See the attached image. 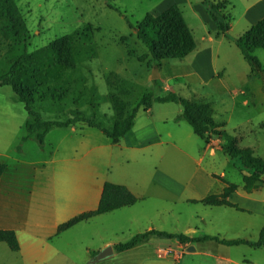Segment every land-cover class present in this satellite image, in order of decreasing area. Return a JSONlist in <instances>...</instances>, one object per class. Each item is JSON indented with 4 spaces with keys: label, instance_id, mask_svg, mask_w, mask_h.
Returning <instances> with one entry per match:
<instances>
[{
    "label": "crops",
    "instance_id": "1",
    "mask_svg": "<svg viewBox=\"0 0 264 264\" xmlns=\"http://www.w3.org/2000/svg\"><path fill=\"white\" fill-rule=\"evenodd\" d=\"M179 1L158 0L156 14L173 3L181 8ZM186 2L187 10L181 11L198 48L183 57L188 65L185 74L192 75L197 97L214 113L213 101L224 85L216 81L223 68L217 66L214 42L224 34H217L202 0ZM262 17L264 0H251L229 30L240 22L247 30ZM193 23L206 42L198 43ZM163 91L173 90L165 84ZM154 103L141 106L131 129L117 140L82 122L51 128L42 147L25 129L28 113L27 118L13 117L9 123L5 122L9 115L0 114V163L5 165L0 175V229L13 230L19 242L14 251L0 241V264H88L108 246L112 252L92 264H264V246L230 245L214 238L183 244L175 237L153 236L124 250L114 248L149 229L256 240L264 226V184L247 191L241 163L225 153L220 138L205 143L179 118V104ZM213 118L226 126L224 119ZM252 148L264 152L263 146ZM106 182L126 186L137 201L59 232L62 223L97 210ZM230 184L236 187L227 201L235 206L199 201L222 194ZM169 246L180 254H158Z\"/></svg>",
    "mask_w": 264,
    "mask_h": 264
},
{
    "label": "rangeland",
    "instance_id": "2",
    "mask_svg": "<svg viewBox=\"0 0 264 264\" xmlns=\"http://www.w3.org/2000/svg\"><path fill=\"white\" fill-rule=\"evenodd\" d=\"M157 1L14 0L27 33L24 34L20 28V33L15 34L9 20L0 13V74L7 71L13 59L24 50L25 38L28 37L29 41L28 52L48 51L46 46L50 42L70 34L74 66H56L53 63L51 68L44 69L48 71V79H56L59 87L54 89V93L47 92L46 98H40L34 104L43 118L64 120L72 110L78 109L94 116L103 126H110L115 118L113 96L130 110L145 92L155 95L165 93V84L186 98L203 101L195 93L197 85L192 75L185 74L188 70L186 58L164 59L159 67H155L146 46L136 37L135 29L128 25L124 17L126 15L134 24L146 12L155 15L160 10L159 6L154 7ZM226 1L225 12L229 13L231 22L238 18L251 0ZM179 3L186 11V0ZM87 23L93 26L90 28ZM197 26L193 23V33L201 44L206 41H201L202 30ZM243 30L242 22L236 23L227 35L221 37L222 40L214 42V49L219 53L217 66L223 68L221 80L216 81H222L224 85H221V91L213 101V116L226 121L225 128L237 137L239 145L263 146L264 149V79L259 75H249V64L233 42V38L242 34ZM253 54L264 67V49L256 48ZM140 56L143 59L139 60ZM39 59L45 65L52 62L45 57ZM154 68H157L158 74L155 77ZM154 105L161 104L156 102ZM2 113L9 115L6 123L13 117L27 118L23 102L17 100L9 85L0 86ZM1 130L8 131L9 127ZM254 154L264 157V152L258 149ZM263 184L262 176L260 186Z\"/></svg>",
    "mask_w": 264,
    "mask_h": 264
},
{
    "label": "trees",
    "instance_id": "3",
    "mask_svg": "<svg viewBox=\"0 0 264 264\" xmlns=\"http://www.w3.org/2000/svg\"><path fill=\"white\" fill-rule=\"evenodd\" d=\"M202 4L210 18L216 23L217 34L227 35L231 20L229 13L225 12L227 1L202 0ZM0 13L9 20L15 34L20 33V28H22L24 34L27 33L14 0H0ZM124 17L128 25L135 29L136 37L146 46L147 52L154 62L155 67H159L164 59L183 58L196 48V41L192 31L187 26L181 8L176 3L171 4L155 15L146 12L142 19L134 24L129 21L126 15ZM87 24L90 28L93 26L91 23ZM27 38L24 39V50L13 59L8 70L0 74V86H11L18 99L24 103V107L29 114V118L25 121V129L28 134H33V138L40 147L44 145L45 135L51 128L70 126L76 124V122H83L89 126L98 127L107 136L117 140L131 129L134 116L141 106H148L153 101L176 102L181 106L179 118L185 119L205 143L212 137L220 138L225 153L231 159L241 163L243 167L242 178L244 188L247 191L257 188L262 182L264 158L255 155L251 147L239 145L237 137L225 130V123L214 120L213 109L208 102L189 99L174 91H168L162 95L145 92L130 110L126 109L116 96H113L112 104L115 110V118L110 126H103L94 116H90L86 112L78 109L72 110L64 120L43 118L41 112L35 109V102L40 98H46L47 92L54 93V89L59 87V82L56 79H48V71L44 69L51 68L53 63L56 66H74L72 37L70 34H66L50 42L46 46L48 51L32 52L26 50L29 45ZM233 42L249 64V75H259L264 79V67H262L258 58L253 54L256 48L264 49V17L251 25L242 34L233 38ZM39 57H45L48 60H52V62L45 65V62L41 61ZM141 59H143L142 56L139 57V60ZM25 138L26 136L22 137L23 140ZM4 166L3 163H0V175ZM235 187L236 185L230 184L222 194L210 195L199 201L208 205L224 204L235 206L233 203L227 201L229 192ZM136 201L137 197L126 186L106 182L97 210L83 213L69 219L62 223L58 230L60 232L95 214L131 205ZM153 236L175 237L183 244L214 238L230 245L247 244L252 247L264 246L263 226L256 240L243 238L218 239L217 237H211L209 235L190 237L182 232L174 233L158 229H149L136 233L128 241L116 243L114 248L124 250ZM0 241L5 242L11 250L16 251L19 249V242L13 230L0 229Z\"/></svg>",
    "mask_w": 264,
    "mask_h": 264
},
{
    "label": "water",
    "instance_id": "4",
    "mask_svg": "<svg viewBox=\"0 0 264 264\" xmlns=\"http://www.w3.org/2000/svg\"><path fill=\"white\" fill-rule=\"evenodd\" d=\"M155 74H156V76L158 75L157 74V68H154V74H153V77H155ZM194 247L193 246H189V249H193ZM112 252V248H111V246H108V247H106V248H104V249H102L101 251H99L97 254H96V256H95V258L93 259V260H91L92 262L93 261H95V260H99L100 258H102L103 256H105V255H108L109 253H111Z\"/></svg>",
    "mask_w": 264,
    "mask_h": 264
},
{
    "label": "built area",
    "instance_id": "5",
    "mask_svg": "<svg viewBox=\"0 0 264 264\" xmlns=\"http://www.w3.org/2000/svg\"><path fill=\"white\" fill-rule=\"evenodd\" d=\"M158 254L160 256H165V255H169V254H180L178 252H176L173 248H171L170 246L167 247L166 249L164 248H160L159 251H158Z\"/></svg>",
    "mask_w": 264,
    "mask_h": 264
}]
</instances>
